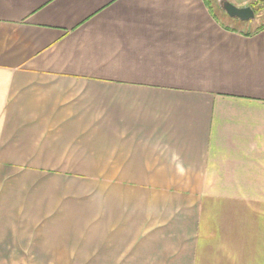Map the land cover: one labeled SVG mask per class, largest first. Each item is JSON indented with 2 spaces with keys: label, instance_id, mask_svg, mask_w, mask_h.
I'll return each instance as SVG.
<instances>
[{
  "label": "crops",
  "instance_id": "obj_1",
  "mask_svg": "<svg viewBox=\"0 0 264 264\" xmlns=\"http://www.w3.org/2000/svg\"><path fill=\"white\" fill-rule=\"evenodd\" d=\"M217 1L0 0V264H264V27Z\"/></svg>",
  "mask_w": 264,
  "mask_h": 264
},
{
  "label": "water",
  "instance_id": "obj_2",
  "mask_svg": "<svg viewBox=\"0 0 264 264\" xmlns=\"http://www.w3.org/2000/svg\"><path fill=\"white\" fill-rule=\"evenodd\" d=\"M217 4L223 13L232 20L247 23L255 19V14L251 7L237 8L224 0H218Z\"/></svg>",
  "mask_w": 264,
  "mask_h": 264
},
{
  "label": "rangeland",
  "instance_id": "obj_3",
  "mask_svg": "<svg viewBox=\"0 0 264 264\" xmlns=\"http://www.w3.org/2000/svg\"><path fill=\"white\" fill-rule=\"evenodd\" d=\"M256 17V16H255ZM222 22L224 25L226 26H229V27H234L236 28L237 30H244L246 32H252V30H254L255 28H258V27H262L264 26V9L261 10L259 12V14L257 15V19H256V22H254L253 24H250V26H247L246 28L245 27H242L240 26L239 24L237 23H232V21L229 20V18H227V16L223 15L222 17ZM227 18V19H226Z\"/></svg>",
  "mask_w": 264,
  "mask_h": 264
},
{
  "label": "trees",
  "instance_id": "obj_4",
  "mask_svg": "<svg viewBox=\"0 0 264 264\" xmlns=\"http://www.w3.org/2000/svg\"><path fill=\"white\" fill-rule=\"evenodd\" d=\"M252 9H253V11H254L255 16H257V15L259 14V12H260L261 10L264 9V0H260V1H257V2H255V3H253V5H252ZM263 27H264V26L259 27V28L257 29V31H258V30H261ZM246 35H249V34H246Z\"/></svg>",
  "mask_w": 264,
  "mask_h": 264
}]
</instances>
